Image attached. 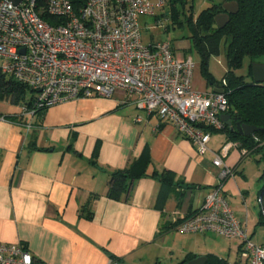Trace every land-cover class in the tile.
<instances>
[{"label":"crops","instance_id":"0c3cea01","mask_svg":"<svg viewBox=\"0 0 264 264\" xmlns=\"http://www.w3.org/2000/svg\"><path fill=\"white\" fill-rule=\"evenodd\" d=\"M135 102L116 91L40 114L22 113L19 105L0 113V245L23 244L40 264H186L197 257L227 264L231 249L236 263L237 240L232 247H203L199 241L207 235L222 237L181 234L175 227L219 185L238 220L246 222L238 202L245 183L236 173L251 157L233 143L223 163L235 176L221 179L213 160L228 143L224 134L210 133L208 151L200 155L174 127L148 118ZM143 160L146 173L128 193L108 198L110 174ZM174 233L184 236L183 247L171 241Z\"/></svg>","mask_w":264,"mask_h":264},{"label":"built area","instance_id":"2783aa9c","mask_svg":"<svg viewBox=\"0 0 264 264\" xmlns=\"http://www.w3.org/2000/svg\"><path fill=\"white\" fill-rule=\"evenodd\" d=\"M166 1L21 0L15 6L0 0V76L31 91L30 108H22L29 115L116 91L135 96L138 110L174 127L203 155L210 141L204 128H223L228 101L224 93L192 90V59L175 55L169 41L142 44L139 19L155 21ZM232 146L225 143L214 157L221 179L234 175L223 163ZM175 230L237 240L235 264H264V246L251 242L221 185ZM0 264L40 263L22 244H2Z\"/></svg>","mask_w":264,"mask_h":264},{"label":"trees","instance_id":"16d2710c","mask_svg":"<svg viewBox=\"0 0 264 264\" xmlns=\"http://www.w3.org/2000/svg\"><path fill=\"white\" fill-rule=\"evenodd\" d=\"M191 1H166L165 7L169 9L174 24L181 25L180 13L192 8L189 5ZM224 2H236L239 7L236 15L229 16V22L224 28H212L214 17L223 12L222 6L217 5L202 10L195 21L192 17H188L185 22L189 27L191 41L200 55L201 67L206 80L210 86L221 85L220 87L223 89L228 101L226 114L232 119L233 125L240 123L253 126L258 130L248 137L231 132L225 124L221 130L211 128H204V130L208 133L224 134L228 143L236 144L240 150H243L246 155L254 157L255 162L262 166L257 181L260 188L257 201L260 207L258 225L264 227V84L256 85L253 81L245 82L243 77L234 75V71L242 68L245 59L253 62L264 57V0H224ZM222 42L226 45L227 73L219 84L214 85L207 72V61L210 55L218 53V47ZM250 69L251 66H249ZM249 72L251 74V70ZM223 81L224 85H222ZM26 90L29 89L0 76V100L8 97L11 99V103L19 105L21 110L22 108L28 110L31 106L29 100L23 105L18 103ZM29 92L31 91L29 90ZM43 111L38 110L35 114H40ZM147 165L148 161L143 160L132 164L128 169L112 172L107 184L106 196L118 200L121 196L126 195L132 183L146 173ZM152 176L160 178L161 182L167 184L171 182V178L162 176V174L153 173ZM23 247L26 248L24 245ZM207 264H226V262L210 259Z\"/></svg>","mask_w":264,"mask_h":264},{"label":"rangeland","instance_id":"374dc122","mask_svg":"<svg viewBox=\"0 0 264 264\" xmlns=\"http://www.w3.org/2000/svg\"><path fill=\"white\" fill-rule=\"evenodd\" d=\"M223 3L224 0H192L189 3L192 8L186 9L180 13V26L173 23L169 13V9H167V7H164V9L158 13L155 21L154 18L139 19L140 23L142 24L141 40L143 45H148L152 42L169 41L175 55L190 57L192 59L194 67L191 77V87L195 92H208L211 91L213 86L209 85L203 74V70L201 67V58L191 41L189 27L185 20L188 17H192V19L195 21L197 15L202 10L210 8L213 5L221 6ZM142 21H144L145 24L142 23ZM225 52L226 45L222 42L218 47V53L216 55H210L208 58L207 72L210 75L214 85L219 84L227 73ZM253 64L264 66V57L258 58L253 62H250L249 59H245L242 68L234 71V75L243 77L245 82L252 81V76L249 72L251 69L249 70V66L252 67ZM30 97L31 92H29V90H26L21 96V100L18 103L20 105H23L30 99ZM7 98L8 97L0 100V113L5 114L10 110L16 109V105L12 106L13 104H11V99ZM218 135L220 136L221 134H217V136ZM251 158H247L248 160H244L241 163L243 165L242 169L238 171V174L236 173L237 177L241 176L239 174L240 172L243 174L240 179L243 181V183H245L244 189L242 191V197H244V199L240 198L238 202L240 211H242L244 217V221H246L244 222V224L251 242L257 245H264V227L258 225L260 207L257 201L258 192L260 189L257 181L261 174L262 166L255 162L254 157ZM242 200L244 201V203ZM245 214L247 217H245ZM184 239V236H182L181 234L174 233L172 234L171 241L178 248L183 247V245L185 244ZM204 240L205 243H203ZM204 240L200 239L199 241L200 243H202L201 245L203 247L205 245H211L212 242H218L222 247H225V245H231L230 247H232L234 245V241L232 240L227 241L222 238L209 235H207L206 239ZM177 254L178 252L175 253V256ZM225 258L228 261L227 264H234L235 255L233 249H231L229 254L225 253Z\"/></svg>","mask_w":264,"mask_h":264},{"label":"water","instance_id":"95a60500","mask_svg":"<svg viewBox=\"0 0 264 264\" xmlns=\"http://www.w3.org/2000/svg\"><path fill=\"white\" fill-rule=\"evenodd\" d=\"M13 5L17 6L21 0H9ZM223 12L217 14L214 17V24L212 26L213 29H222L226 26L229 22V16H234L238 13L239 7L236 2H224L222 5ZM251 76L252 81L256 85L264 84V66L259 64H253L251 67ZM212 92L214 94H222L223 89L221 87H213ZM222 122L230 128L231 132H237L239 135L242 136H251L253 135L258 129L249 126V125H241L240 123H235L233 125V121L229 115L225 114L220 116ZM186 264H207L206 257H197Z\"/></svg>","mask_w":264,"mask_h":264},{"label":"clouds","instance_id":"9594fccd","mask_svg":"<svg viewBox=\"0 0 264 264\" xmlns=\"http://www.w3.org/2000/svg\"><path fill=\"white\" fill-rule=\"evenodd\" d=\"M215 87H220V86H215ZM212 89H213V88H212ZM212 89H211V90H212Z\"/></svg>","mask_w":264,"mask_h":264}]
</instances>
